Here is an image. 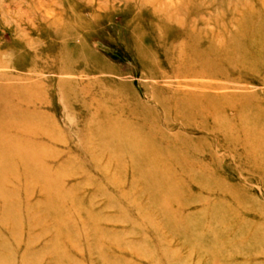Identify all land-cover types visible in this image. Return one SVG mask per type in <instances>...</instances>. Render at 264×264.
<instances>
[{
	"label": "rangeland",
	"instance_id": "1",
	"mask_svg": "<svg viewBox=\"0 0 264 264\" xmlns=\"http://www.w3.org/2000/svg\"><path fill=\"white\" fill-rule=\"evenodd\" d=\"M0 264H264V0H0Z\"/></svg>",
	"mask_w": 264,
	"mask_h": 264
}]
</instances>
